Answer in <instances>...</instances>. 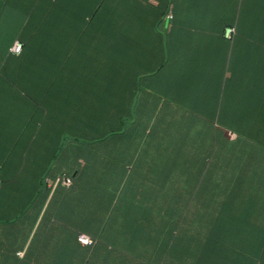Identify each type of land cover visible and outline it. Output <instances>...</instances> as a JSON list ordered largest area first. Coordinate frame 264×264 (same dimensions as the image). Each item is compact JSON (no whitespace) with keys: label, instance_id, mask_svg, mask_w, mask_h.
Wrapping results in <instances>:
<instances>
[{"label":"crops","instance_id":"obj_1","mask_svg":"<svg viewBox=\"0 0 264 264\" xmlns=\"http://www.w3.org/2000/svg\"><path fill=\"white\" fill-rule=\"evenodd\" d=\"M119 4L144 21L131 50L138 74L122 81L121 125L132 134L119 156L96 152L82 172L78 141L64 139L76 130L66 111L50 123L25 94L0 90V264L254 257L264 244V0ZM16 5L0 0V51L18 35ZM144 131L155 140L132 139ZM64 177L69 186L54 184Z\"/></svg>","mask_w":264,"mask_h":264},{"label":"trees","instance_id":"obj_2","mask_svg":"<svg viewBox=\"0 0 264 264\" xmlns=\"http://www.w3.org/2000/svg\"><path fill=\"white\" fill-rule=\"evenodd\" d=\"M16 10L21 16L16 21L18 35L9 37L6 51H0L2 94H25L36 111H48L50 123L57 111H66V124L68 118L74 120L76 130L66 129L64 139L78 141L85 161L82 172L89 171V157L96 152L103 156L111 146L119 156L120 141L132 134L121 125V93L123 87L130 88L122 81L138 74L131 50L138 44L135 30L144 21L133 15L126 18L119 0H17ZM15 41L23 44L19 55L9 51ZM133 134L132 139L145 144L156 138L153 131ZM215 149L211 147L209 155ZM161 150L184 155L181 146ZM236 152L225 148L226 155ZM204 264H264V244L250 259L219 253L217 258H204Z\"/></svg>","mask_w":264,"mask_h":264},{"label":"built area","instance_id":"obj_3","mask_svg":"<svg viewBox=\"0 0 264 264\" xmlns=\"http://www.w3.org/2000/svg\"><path fill=\"white\" fill-rule=\"evenodd\" d=\"M225 34L226 37L231 38L233 34V29L227 28ZM22 49H23V44L20 41H15L13 45L10 47L9 51L14 55H19L22 53ZM60 183L69 186L72 183V178L71 177L57 178L54 184L57 185ZM79 241L84 245L94 244V240L86 234H81L79 237ZM20 254L22 253H19V255Z\"/></svg>","mask_w":264,"mask_h":264},{"label":"rangeland","instance_id":"obj_4","mask_svg":"<svg viewBox=\"0 0 264 264\" xmlns=\"http://www.w3.org/2000/svg\"><path fill=\"white\" fill-rule=\"evenodd\" d=\"M2 79H3V78H2V77H0V85L2 84V81H3ZM3 100H4V99H3Z\"/></svg>","mask_w":264,"mask_h":264}]
</instances>
